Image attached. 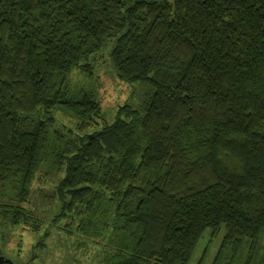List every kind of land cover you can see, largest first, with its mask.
Masks as SVG:
<instances>
[{"label":"trees","instance_id":"obj_1","mask_svg":"<svg viewBox=\"0 0 264 264\" xmlns=\"http://www.w3.org/2000/svg\"><path fill=\"white\" fill-rule=\"evenodd\" d=\"M107 43L150 86L112 120L81 78ZM43 169L53 222L103 264H189L223 226L212 264H264V0H0L2 220L41 230Z\"/></svg>","mask_w":264,"mask_h":264},{"label":"rangeland","instance_id":"obj_2","mask_svg":"<svg viewBox=\"0 0 264 264\" xmlns=\"http://www.w3.org/2000/svg\"><path fill=\"white\" fill-rule=\"evenodd\" d=\"M108 48L109 43L104 46V51L100 52L94 61L95 73L93 76H97L98 79L94 81L95 77L92 80L87 75H82L81 78L85 85L91 83L97 88L103 111L106 117L112 120L118 107L125 103L142 108L144 102L147 101L150 86L136 82L135 88V83L121 80L106 54ZM55 175L56 173H46V170L43 169L33 184V194L28 208L36 211L43 218V227L39 232L35 233L22 224L14 226L0 217V256L10 258L15 264H103L102 244L69 233L65 228V221L55 224L54 217L53 219L50 217L55 214L56 210L54 203H51L53 199L48 197L53 192L52 187L48 188L45 178L52 179ZM40 178H43L44 181ZM49 183H53L52 180ZM3 198L5 196L0 192V205L4 202ZM1 208L0 206V210ZM66 222L68 223L67 220ZM49 223L52 225L50 226ZM46 231H49L50 234L47 237L45 236ZM224 234V226L216 236H212V230L207 228L197 244L189 264H199L201 259L203 260L200 264H212ZM40 240H44V245L33 251V245ZM247 249L248 245H244L231 263L244 264ZM260 260L259 257L255 264H260ZM221 264H228V260H223Z\"/></svg>","mask_w":264,"mask_h":264},{"label":"water","instance_id":"obj_3","mask_svg":"<svg viewBox=\"0 0 264 264\" xmlns=\"http://www.w3.org/2000/svg\"><path fill=\"white\" fill-rule=\"evenodd\" d=\"M14 264V262L10 258H6L4 256H0V264Z\"/></svg>","mask_w":264,"mask_h":264}]
</instances>
